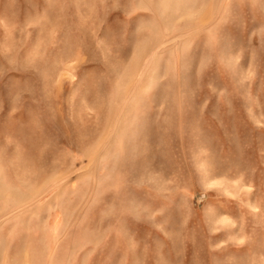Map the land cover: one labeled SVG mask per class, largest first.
<instances>
[{"label": "rangeland", "instance_id": "obj_1", "mask_svg": "<svg viewBox=\"0 0 264 264\" xmlns=\"http://www.w3.org/2000/svg\"><path fill=\"white\" fill-rule=\"evenodd\" d=\"M0 264H264V0H0Z\"/></svg>", "mask_w": 264, "mask_h": 264}]
</instances>
